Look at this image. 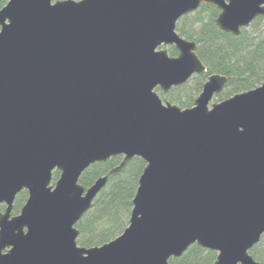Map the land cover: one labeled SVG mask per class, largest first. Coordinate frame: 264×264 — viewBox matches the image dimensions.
Listing matches in <instances>:
<instances>
[{"label":"water","instance_id":"1","mask_svg":"<svg viewBox=\"0 0 264 264\" xmlns=\"http://www.w3.org/2000/svg\"><path fill=\"white\" fill-rule=\"evenodd\" d=\"M203 4L218 10L224 34L264 23V0L0 8V264H170L193 245L215 252L213 264H260L249 251L264 234V83L210 104L228 81L211 74L184 109L155 91L205 74L196 43L175 30ZM116 156L118 166L79 184ZM135 157L145 166L128 225L100 246H78L76 223ZM21 191L27 199L12 215Z\"/></svg>","mask_w":264,"mask_h":264},{"label":"trees","instance_id":"2","mask_svg":"<svg viewBox=\"0 0 264 264\" xmlns=\"http://www.w3.org/2000/svg\"><path fill=\"white\" fill-rule=\"evenodd\" d=\"M6 0H0V7ZM218 10L210 5H201L195 12L180 18L176 32L183 38L196 43V54L206 72L191 77V88L183 99L179 92L183 87L172 88L166 95L169 102L180 108L193 106L194 97L200 93L202 84L211 74L228 78L223 91L215 96L222 101L235 94L254 89L264 83V23L257 17L239 36L221 33L214 20ZM168 55L176 56L173 47H168ZM161 97L164 95L157 88ZM177 94V95H176ZM116 156L103 163H95L83 172L79 184L89 187L97 178L104 176L121 162ZM145 164L140 158L131 159L118 173L110 175L107 184L93 201L91 208L76 223L79 230L77 245L84 248L100 246L122 233L128 225L131 200L137 189V182ZM52 173V181L58 178ZM27 199L26 191L15 198L12 215H17ZM3 209V206H0ZM252 258L264 264V234L260 242L249 251ZM216 253L193 245L179 258L169 259L170 264H213Z\"/></svg>","mask_w":264,"mask_h":264},{"label":"rangeland","instance_id":"3","mask_svg":"<svg viewBox=\"0 0 264 264\" xmlns=\"http://www.w3.org/2000/svg\"><path fill=\"white\" fill-rule=\"evenodd\" d=\"M52 1H55V0H52ZM6 3V2H5ZM5 3L2 5V6H4L5 5ZM1 6V7H2ZM0 7V8H1ZM162 48H165L166 50H168V47H162ZM191 86H192V84H191V79L188 81V82H186L184 85H182V86H180V88L181 87H183V89L179 92V96L183 99V97L185 96V95H187L188 93H189V91H190V88H191ZM156 91V90H155ZM156 93L159 95V97L161 98V100L163 101V100H167L168 101V99L166 98V95H164L163 97H161L160 96V94L156 91ZM177 95V94H176ZM197 97V95L194 97V99ZM169 102V101H168ZM218 102H220V101H218V100H216V98H215V96L213 97V99L211 100V102H210V104H212V103H218ZM170 104H172V105H175V106H177V107H180L178 104H176V103H172V102H169ZM209 104V105H210ZM182 109H184V108H182ZM52 183H53V181H52Z\"/></svg>","mask_w":264,"mask_h":264}]
</instances>
